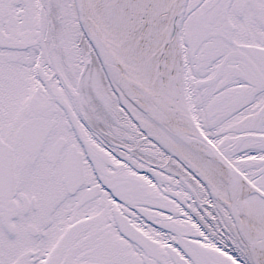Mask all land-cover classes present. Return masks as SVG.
Instances as JSON below:
<instances>
[{"label": "snow or ice", "instance_id": "1", "mask_svg": "<svg viewBox=\"0 0 264 264\" xmlns=\"http://www.w3.org/2000/svg\"><path fill=\"white\" fill-rule=\"evenodd\" d=\"M0 264H264V0H0Z\"/></svg>", "mask_w": 264, "mask_h": 264}]
</instances>
